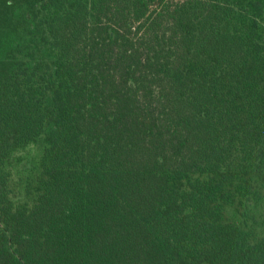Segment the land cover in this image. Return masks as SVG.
Wrapping results in <instances>:
<instances>
[{
    "label": "trees",
    "instance_id": "trees-1",
    "mask_svg": "<svg viewBox=\"0 0 264 264\" xmlns=\"http://www.w3.org/2000/svg\"><path fill=\"white\" fill-rule=\"evenodd\" d=\"M0 264H264V0H0Z\"/></svg>",
    "mask_w": 264,
    "mask_h": 264
}]
</instances>
